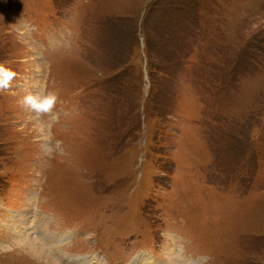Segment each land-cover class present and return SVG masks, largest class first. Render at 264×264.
Returning a JSON list of instances; mask_svg holds the SVG:
<instances>
[{"label":"rangeland","instance_id":"374dc122","mask_svg":"<svg viewBox=\"0 0 264 264\" xmlns=\"http://www.w3.org/2000/svg\"><path fill=\"white\" fill-rule=\"evenodd\" d=\"M20 233L264 264V0H0V264H47Z\"/></svg>","mask_w":264,"mask_h":264},{"label":"bare ground","instance_id":"6f19581e","mask_svg":"<svg viewBox=\"0 0 264 264\" xmlns=\"http://www.w3.org/2000/svg\"><path fill=\"white\" fill-rule=\"evenodd\" d=\"M30 215V214H29ZM17 220V218H15ZM12 226V225H11ZM30 226V224H29ZM16 228V227H15ZM25 228V226H24ZM29 229L31 227H28ZM15 230V229H14ZM19 230V229H17ZM22 232V231H21ZM25 232V231H24ZM36 232V231H35ZM14 233V232H13ZM18 234V233H17ZM24 236H18V239L19 240V246L20 245H23V242L27 243L28 247L26 248L27 251H25V254L27 255H30L31 252L33 255H30L32 258H34L38 263H41L42 261H45L47 264H58L56 259L58 258V256L61 257V254H64L66 255L65 252L63 251H66L67 250V242L65 238H67L66 236H51V237H48L47 238L52 242V247H51V250L54 251L52 252V254H49L48 253V249L46 247H44L37 239L33 238V242L32 243H29L28 241H30L27 237V239L24 240L25 238V235L26 233H20ZM56 239V240H54ZM27 240V241H26ZM1 241H5V239L1 238L0 237V242ZM61 246L60 248L58 246ZM66 247V248H65ZM28 251H30V254L28 253ZM45 254H48L50 256V258L48 256H45ZM168 254V253H167ZM170 254V253H169ZM174 255V253H172ZM177 254V253H176ZM175 257V256H173ZM48 258V259H47ZM49 259H52L51 261ZM71 259V258H70ZM182 259V258H181ZM72 260H77V259H72ZM79 261V260H78ZM89 261V260H88ZM134 261V260H133ZM152 261V260H151ZM182 261V260H181ZM67 262V261H66ZM172 262V261H171ZM180 262V261H179ZM71 263V262H70ZM148 263V262H147ZM72 264V263H71ZM81 264H84V263H81ZM181 264V263H180Z\"/></svg>","mask_w":264,"mask_h":264},{"label":"crops","instance_id":"0c3cea01","mask_svg":"<svg viewBox=\"0 0 264 264\" xmlns=\"http://www.w3.org/2000/svg\"><path fill=\"white\" fill-rule=\"evenodd\" d=\"M50 247V246H49ZM49 247H47V249L49 248ZM48 252H49V250H48ZM50 254V253H49ZM56 261H57V263L59 264V262H58V260L56 259Z\"/></svg>","mask_w":264,"mask_h":264}]
</instances>
